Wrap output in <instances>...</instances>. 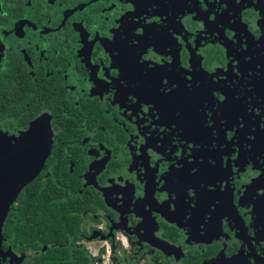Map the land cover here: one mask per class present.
I'll use <instances>...</instances> for the list:
<instances>
[{
  "label": "flooded vegetation",
  "instance_id": "1",
  "mask_svg": "<svg viewBox=\"0 0 264 264\" xmlns=\"http://www.w3.org/2000/svg\"><path fill=\"white\" fill-rule=\"evenodd\" d=\"M31 127L0 264H264V0H0V134Z\"/></svg>",
  "mask_w": 264,
  "mask_h": 264
},
{
  "label": "water",
  "instance_id": "2",
  "mask_svg": "<svg viewBox=\"0 0 264 264\" xmlns=\"http://www.w3.org/2000/svg\"><path fill=\"white\" fill-rule=\"evenodd\" d=\"M35 139L34 127H31L21 137L11 140L0 134V241L1 230L7 211L18 195V191L24 188L38 174L41 169L43 159L47 153L48 143H38L41 149L36 153L27 150ZM45 146V148H44ZM25 170L17 181H12L13 171L19 163ZM208 264H239L238 257L227 260H216Z\"/></svg>",
  "mask_w": 264,
  "mask_h": 264
},
{
  "label": "rangeland",
  "instance_id": "3",
  "mask_svg": "<svg viewBox=\"0 0 264 264\" xmlns=\"http://www.w3.org/2000/svg\"><path fill=\"white\" fill-rule=\"evenodd\" d=\"M24 165V162L21 164V163H19L18 164V166H16L15 167V169H14V171H13V177H11V180L12 181H17V179H18V177L20 176V175H23L24 173H25V170L23 169V166ZM22 189L23 188H21V189H19V191H18V193H20V191H22ZM14 202H15V200H14ZM97 260V263H100L99 262V259H96Z\"/></svg>",
  "mask_w": 264,
  "mask_h": 264
},
{
  "label": "trees",
  "instance_id": "4",
  "mask_svg": "<svg viewBox=\"0 0 264 264\" xmlns=\"http://www.w3.org/2000/svg\"><path fill=\"white\" fill-rule=\"evenodd\" d=\"M29 184V183H28ZM27 184V185H28ZM26 187V186H25ZM56 227H57V231H60L61 229H62V227H63V225L60 223V220H59V218H57V220H56ZM32 240V239H31ZM33 243V242H32Z\"/></svg>",
  "mask_w": 264,
  "mask_h": 264
}]
</instances>
